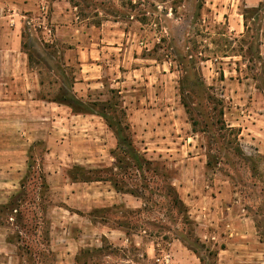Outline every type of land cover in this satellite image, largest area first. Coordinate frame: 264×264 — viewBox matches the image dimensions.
Returning <instances> with one entry per match:
<instances>
[{
    "label": "crops",
    "instance_id": "0c3cea01",
    "mask_svg": "<svg viewBox=\"0 0 264 264\" xmlns=\"http://www.w3.org/2000/svg\"><path fill=\"white\" fill-rule=\"evenodd\" d=\"M25 24L41 26L49 42L61 47L62 67L77 68L70 94L86 113L39 97L42 83L29 70L22 42ZM126 36L117 22L79 23L65 0H0V208L20 193L30 151L41 143L46 150L41 158L43 198L54 230L47 263L37 236L32 238L33 255L24 260L18 254L28 250L20 238L23 233L18 232L14 242L11 225L0 223V264H207L179 240L160 244L141 227H128L142 222L139 197L117 192L105 178L73 179V170L103 177L118 171V138L101 115V106L110 107L107 116L124 115L132 146L142 159L182 161L176 163L175 187L184 204L195 209L199 237L215 251L212 264H264V235L254 218L233 215L236 203L230 201L222 208L225 217H219L225 186L206 181L204 156L193 153L195 147L188 144L194 137L185 136V145L179 143L181 136L172 137L169 66L163 62L162 72L155 74L154 61L139 57L137 45ZM113 99L118 104H110ZM178 146L186 150V158L180 159ZM260 153L264 155V147ZM59 214L62 219L57 221ZM129 247L136 259L124 255ZM112 250L117 254L108 252ZM92 253L96 255L89 257Z\"/></svg>",
    "mask_w": 264,
    "mask_h": 264
},
{
    "label": "rangeland",
    "instance_id": "374dc122",
    "mask_svg": "<svg viewBox=\"0 0 264 264\" xmlns=\"http://www.w3.org/2000/svg\"><path fill=\"white\" fill-rule=\"evenodd\" d=\"M65 2L83 25H99L102 21L119 23L126 37L137 45L139 57L154 61L155 74L162 72L163 62L165 68L169 66L171 125H175L172 137L181 136L179 143L183 145L187 142L185 136L194 137L188 141L195 147L193 153L204 156L206 164L208 156L214 158L209 167L205 165V170L209 184L225 186L219 217H225L223 207L235 202L232 214L254 218L259 234L263 237L264 214L261 217L258 212L264 208V155L260 153L261 147H264V0ZM49 41L41 26H23L24 51L31 57L29 70L36 72L42 83L39 97L48 101H61L62 96L71 99L70 86L77 68L62 67L61 47L56 48ZM137 64L147 65L145 62ZM198 79L211 91L198 86ZM209 95L223 101L222 118L218 117L217 111H212L215 108L213 105L201 106V99ZM182 102H185L190 115L183 112ZM110 104L118 102L113 99ZM216 109L219 110V107ZM202 112L208 113L214 122L219 120L228 128L239 130V135L220 132L222 143L225 142L222 145L212 129L201 124L192 127L190 118L200 120L198 113ZM109 119L112 125L119 126L122 136H131L124 131L126 118L123 114H112ZM214 137L218 143L212 141ZM178 147L180 159L186 158V150ZM170 148L174 150L176 146L171 145ZM45 151L41 143L30 151L28 175L17 195L19 198L14 199L15 206L19 205L17 213L12 211L14 206L0 208V223L8 221L11 225V240L14 242L16 237H20L17 233H23L20 238L28 244V250L18 254L24 260H29L28 254L33 255L32 238L37 236V245L39 242L43 245L37 247L43 250L44 260L49 263L50 257L46 250L50 233L54 230L40 180L43 176L41 158ZM234 153L242 156H234ZM117 157L122 163H117L118 171L107 179L134 193L144 205L138 217L141 224L128 227H141L147 231L150 239L160 244L179 240L201 259H207V264H212L215 251L211 244L203 243L199 237L201 232L195 219V209L184 204L175 187L179 172L176 163L182 161L155 160L149 162L150 166L143 167L139 161H126L120 152ZM127 164H130V168H126L129 167ZM134 164L141 165V171H136ZM71 174L77 177L76 170ZM94 177H98V174L90 176ZM207 215L210 216V212ZM9 217H12L11 221ZM55 218L58 221L62 216L59 214ZM125 251L124 255L136 259L133 247ZM108 252L117 254L115 250ZM91 255L96 254H89V257Z\"/></svg>",
    "mask_w": 264,
    "mask_h": 264
},
{
    "label": "trees",
    "instance_id": "16d2710c",
    "mask_svg": "<svg viewBox=\"0 0 264 264\" xmlns=\"http://www.w3.org/2000/svg\"><path fill=\"white\" fill-rule=\"evenodd\" d=\"M30 60H31V57L28 55V62L30 63ZM200 82H201V80L200 79H198V81H197V83H198V86H201V87H203V89L205 90V91H211V88H205L204 87V85L201 83L200 84ZM193 97V96H192ZM61 101H58V100H53L54 102H56V103H60V104H64V105H66V106H68L71 110H72V112H74V113H86L85 111H87L86 110V108H84L77 100H75L74 99V97L73 96H71V99H67L66 98V96H62L61 97V99H60ZM201 102L202 103H200L201 104V106H204V107H207L208 105H213L215 108L214 109H212V111H217L218 112V117H220V118H222V110H223V108H222V104H223V101L222 100H218V99H216V98H214L213 96H207V97H205V99H201ZM185 102H182V106H183V108H184V110H185V113L187 114V115H190V112H189V109H188V107L187 106H185V104H184ZM216 107H219V110H217L216 109ZM108 109H110V107H106V106H101L100 107V110H101V115L103 116V117H105L106 118V120L108 119V126L110 127V128H112L113 129V131H114V133H115V135H116V137L118 138V150H117V153H121V155L124 157V159L126 160V157L127 158H129V160L130 161H132L133 163H135V162H137L138 163V161L139 162H141V165H143V167H146V166H150V163L149 162H147V161H145L144 159H142L140 156H138V154L136 153V151H135V149L133 148V146H132V140H131V136L130 137H125V136H122L121 134H122V130H120V128H119V126L117 125V127H116V125H112L111 123H110V119H109V117H110V114H109V116H107V113H106V110H108ZM201 111V110H200ZM201 113V112H200ZM203 114H199L198 113V117H199V119L200 120H195V119H192V118H190V121H191V123H192V127H197V126H200V124L202 125V126H204V127H206V128H209V129H212L213 130V132H214V134L216 135V139H217V137H218V140H219V142L220 143H222V140H223V138H222V136H220V132H222V131H225V132H229V133H235V134H237L238 133V135H239V130H232L231 128H228L227 126H225L224 124H223V122L221 121V122H219V120H217L216 122H214V121H212V118L210 117V115H208V113H205V112H202ZM217 125H219V127L217 126ZM115 127V128H114ZM216 127H218V129L216 130L215 128ZM124 131H127V132H129L130 133V131H129V128H128V125L126 124L125 125V127H124ZM236 131V132H235ZM203 133L205 134V132L203 131ZM214 134H210L212 137L214 136ZM212 137H210V138H212ZM213 142H217L216 140H215V137L213 138V140H212ZM224 142V141H223ZM218 143V142H217ZM223 144H225V142L224 143H222V145ZM227 144V143H226ZM230 144V143H229ZM227 152H230V151H227ZM234 156H242V154H236V153H234ZM214 160V158L213 157H210V156H208V158H207V164H206V166L207 167H209L210 165H211V161H213ZM126 161H128V160H126ZM116 162L118 163V164H121L122 163V160L121 159H118V157H117V155H116ZM129 167H126V168H130V164H127ZM141 165H135L134 164V166H133V168L134 169H136V171H141ZM225 165H227V163H225ZM119 168V167H118ZM233 169V168H232ZM29 171V170H28ZM77 171V174H76V176L77 177H75V176H73V179L74 180H78V179H80V180H96V181H106V180H108L110 177H112L111 175H109V176H106V177H103L101 174H98V177H94V178H90V176H87L84 172H82V171H79V170H76ZM109 177V178H108ZM106 179V180H103V179ZM108 178V179H107ZM40 180H42V184H41V188H45V184H44V178H43V176L40 178ZM108 181H110L111 182V184H112V186H113V188L117 191V192H121V193H128V194H131V195H134V193H132V192H130V191H128V190H124L122 187H120V185L118 184V183H115V182H112L111 180H108ZM18 197V196H17ZM17 197H15V198H13L11 201H10V203H9V205L6 207V209H8V208H10V207H15V208H13L12 209V211H15L16 213H17V208L19 207V205H16L15 206V201H14V199H17ZM19 198V197H18ZM18 202V201H17ZM19 203V202H18ZM261 210V209H260ZM258 214H259V216H261V215H263L264 214V208H262V210L260 211V212H258ZM262 217V216H261Z\"/></svg>",
    "mask_w": 264,
    "mask_h": 264
},
{
    "label": "built area",
    "instance_id": "2783aa9c",
    "mask_svg": "<svg viewBox=\"0 0 264 264\" xmlns=\"http://www.w3.org/2000/svg\"><path fill=\"white\" fill-rule=\"evenodd\" d=\"M44 12H46V7H44V10H43ZM44 14V13H43Z\"/></svg>",
    "mask_w": 264,
    "mask_h": 264
}]
</instances>
